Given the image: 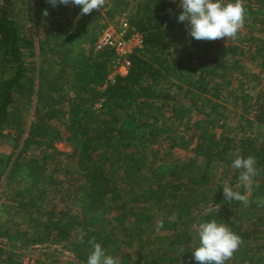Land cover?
Here are the masks:
<instances>
[{
    "label": "trees",
    "instance_id": "16d2710c",
    "mask_svg": "<svg viewBox=\"0 0 264 264\" xmlns=\"http://www.w3.org/2000/svg\"><path fill=\"white\" fill-rule=\"evenodd\" d=\"M241 3L244 23L264 33V0ZM181 11L179 0H107L87 15L51 0H0V140L12 148L0 151V190L32 227L2 221L11 207L1 204L0 264H24L43 245L67 249V264H87L93 241L119 264H196L199 225L211 220L241 238L226 264H264V94L246 92L259 76L244 64L264 70V40L250 53L217 41L184 45ZM117 15L143 46L127 56L128 73L111 80L116 52L97 41ZM234 82L246 117L230 136L221 97ZM63 120L67 137L55 123ZM168 120L190 124L182 143L165 140L192 153L154 167L149 153ZM63 140L72 146L69 169L56 147ZM237 156L256 160L248 189L232 167ZM225 184L247 203L228 201ZM35 264L64 263L44 254Z\"/></svg>",
    "mask_w": 264,
    "mask_h": 264
},
{
    "label": "clouds",
    "instance_id": "9594fccd",
    "mask_svg": "<svg viewBox=\"0 0 264 264\" xmlns=\"http://www.w3.org/2000/svg\"><path fill=\"white\" fill-rule=\"evenodd\" d=\"M57 4L76 5L81 8L80 15L99 10L104 0H51ZM182 9L177 21L184 23L188 35L197 41H215L234 38L245 20V9L241 0H179ZM232 167L240 170V184L248 189L258 174L254 157L237 156ZM223 194L228 201L247 203V195L235 191L225 184ZM199 246L191 254L196 264H226L242 243L241 238L224 224L215 220L200 223L198 230ZM92 243L87 264H119V259L107 253L101 244Z\"/></svg>",
    "mask_w": 264,
    "mask_h": 264
},
{
    "label": "rangeland",
    "instance_id": "374dc122",
    "mask_svg": "<svg viewBox=\"0 0 264 264\" xmlns=\"http://www.w3.org/2000/svg\"><path fill=\"white\" fill-rule=\"evenodd\" d=\"M107 0H104V4ZM127 19L125 15H117L112 20L111 23L115 24L116 26H119L120 21ZM29 27H31L34 31H37L38 33L42 32V29L38 26H36L34 23H30ZM179 39L184 43V45H189L192 42H201L192 39L187 32H183L179 34ZM264 40V33L260 30L259 26L252 25L250 23H244L243 26L239 29L237 35L234 38L229 39H219L211 42H219L223 43L225 45L227 44H233L238 45L242 49L246 51V53H250L249 49L254 48V45L257 43H261V41ZM183 44L179 46V49H183ZM98 46V41H97ZM194 47H192L193 49ZM36 52V49H35ZM187 55L185 56V58ZM244 64L248 71L258 74V78L255 80H252V82L248 83L246 85V92L250 93L252 97H257L258 94L263 93L264 94V70L258 64L257 62L252 61H244ZM198 67V66H196ZM114 74L111 72L110 76H113ZM233 91V93L231 92ZM71 94H73L72 89L69 91ZM238 95L239 92L236 87V83L234 82L230 87L225 89L223 91V96L221 97V101L225 103L227 109L226 113L228 115V119L226 122V125L224 126V130L230 135V136H236L240 135V127L238 126L239 123H243L244 121V114L243 111L238 104H234V95ZM100 104H97L92 108L94 109L99 107ZM196 117V115H194ZM67 120V118L65 119ZM63 121H55L56 125L65 133V124ZM172 127L168 129L167 127H163L162 129H168L167 132L162 134V136L159 138V142L155 143L152 148L153 150H156L154 156L149 153L150 155V162H154V167H157L162 162H173L177 159L185 158V156L191 154L192 146L189 148V150L182 149L180 145L175 147H170L169 143L165 140L166 135L170 134L172 137H174L175 141L177 143H182L185 139H187L190 136V124H186V120L183 122L177 121V120H169L167 121ZM217 131L221 132V128L218 127ZM12 132L11 128H6L5 133ZM68 134L65 133V137H67ZM56 147L62 152V155H60V160L62 162L63 169L65 168H71L73 167L72 161L68 158L66 155L67 153H70L72 151L71 144L66 141H59L56 143ZM152 150V153H153ZM0 151H6L10 152L12 151V148L9 144H6L3 139L0 140ZM221 169L215 168V172L217 177L219 178ZM149 174V173H147ZM148 183L153 182L151 179H146ZM5 194H3V191L0 190V200L4 201L2 203H6L11 207L10 212L4 211L6 213V216L8 218H13L15 221L20 223V225L23 227V229H28L29 231H32V227L29 226L28 223L24 220V218L18 213L16 204L14 202H9L5 199ZM5 209V207H3ZM9 210V209H8ZM157 211V212H156ZM156 215H161V212L156 209ZM29 254L27 257H25L24 264H35V261H31L29 259H36L37 257H44V254L49 255L53 259H57L58 261L67 264L70 263L72 258L74 259V255L71 254L67 249H63L61 247H46V246H39L38 248H34L33 251L28 252Z\"/></svg>",
    "mask_w": 264,
    "mask_h": 264
},
{
    "label": "built area",
    "instance_id": "2783aa9c",
    "mask_svg": "<svg viewBox=\"0 0 264 264\" xmlns=\"http://www.w3.org/2000/svg\"><path fill=\"white\" fill-rule=\"evenodd\" d=\"M142 35L136 31L127 19L120 21L119 26L110 24L104 29L98 39V48L111 47L116 52L115 60L112 65L113 76H109L111 80L116 75H126L130 62L127 56L136 48H142Z\"/></svg>",
    "mask_w": 264,
    "mask_h": 264
},
{
    "label": "crops",
    "instance_id": "0c3cea01",
    "mask_svg": "<svg viewBox=\"0 0 264 264\" xmlns=\"http://www.w3.org/2000/svg\"><path fill=\"white\" fill-rule=\"evenodd\" d=\"M110 24H113V23H110ZM110 24H109V25H110ZM2 202H4V201H3V200H2V201L0 200V206H1V204H3ZM7 218H8V217L6 216V213H5L4 217L2 218V221H6ZM12 219H13V218H12ZM13 221L16 222L17 224H20V223H18L17 221H15L14 219H13ZM37 247H39V246H37ZM29 260H31V261H33V262L35 261V259H29Z\"/></svg>",
    "mask_w": 264,
    "mask_h": 264
}]
</instances>
